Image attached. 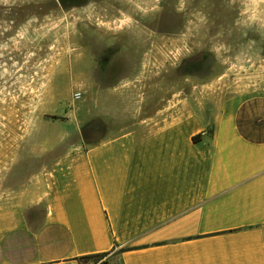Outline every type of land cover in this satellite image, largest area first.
<instances>
[{"label":"rangeland","instance_id":"obj_1","mask_svg":"<svg viewBox=\"0 0 264 264\" xmlns=\"http://www.w3.org/2000/svg\"><path fill=\"white\" fill-rule=\"evenodd\" d=\"M220 88H264V0H0V209Z\"/></svg>","mask_w":264,"mask_h":264},{"label":"crops","instance_id":"obj_2","mask_svg":"<svg viewBox=\"0 0 264 264\" xmlns=\"http://www.w3.org/2000/svg\"><path fill=\"white\" fill-rule=\"evenodd\" d=\"M184 103L60 156L0 209V264H264V88Z\"/></svg>","mask_w":264,"mask_h":264},{"label":"built area","instance_id":"obj_3","mask_svg":"<svg viewBox=\"0 0 264 264\" xmlns=\"http://www.w3.org/2000/svg\"><path fill=\"white\" fill-rule=\"evenodd\" d=\"M105 262H106V257L101 256L96 259H84L82 263L83 264H106Z\"/></svg>","mask_w":264,"mask_h":264},{"label":"trees","instance_id":"obj_4","mask_svg":"<svg viewBox=\"0 0 264 264\" xmlns=\"http://www.w3.org/2000/svg\"><path fill=\"white\" fill-rule=\"evenodd\" d=\"M101 256H103L102 254H94V255H90V256H85V257H83V259H96V258H99V257H101Z\"/></svg>","mask_w":264,"mask_h":264}]
</instances>
